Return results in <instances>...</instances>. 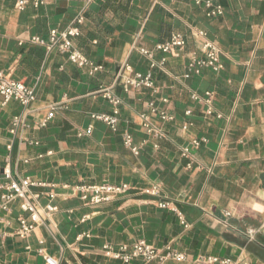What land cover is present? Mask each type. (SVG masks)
I'll use <instances>...</instances> for the list:
<instances>
[{
  "label": "crops",
  "instance_id": "0c3cea01",
  "mask_svg": "<svg viewBox=\"0 0 264 264\" xmlns=\"http://www.w3.org/2000/svg\"><path fill=\"white\" fill-rule=\"evenodd\" d=\"M15 4L0 0V73L34 88L37 98L25 109L0 96V198L9 164L15 180L45 184L32 193L57 210L21 238L19 220L29 219L22 201L0 208V264H47L46 256L59 264H125L104 247L131 251L138 241L186 255L184 262L164 264H196L201 257L264 264V0H213L224 11L217 17L196 0H57L23 12ZM80 15L75 46L102 67L93 75L66 54L32 42L63 31ZM197 31L218 45L224 68L185 78L192 57H202ZM174 34L184 36L185 48L154 52L158 66L151 69L140 49L154 51ZM124 65L151 71L158 92L117 85ZM102 89L121 102L118 132L91 117L114 110ZM152 102L174 120L152 115ZM53 106L54 118L40 128ZM143 114L155 132L142 126ZM16 116L27 127L12 135ZM187 121L193 126L183 130ZM125 132L139 155L124 145ZM194 139L207 142L195 147ZM185 147L191 161L182 156ZM103 183L131 190L101 205L82 200L78 187ZM153 187L157 195L145 192ZM163 202L170 208H160Z\"/></svg>",
  "mask_w": 264,
  "mask_h": 264
},
{
  "label": "built area",
  "instance_id": "2783aa9c",
  "mask_svg": "<svg viewBox=\"0 0 264 264\" xmlns=\"http://www.w3.org/2000/svg\"><path fill=\"white\" fill-rule=\"evenodd\" d=\"M53 1L57 0H16L15 7L18 11H25L27 7L33 6L34 8L44 7ZM197 4L205 2L206 7L209 9V17H217L223 14V7L213 4V0H196ZM84 22V17L82 15L74 19L72 24L68 26L63 31L52 30L47 39H42L40 37L32 38L34 44L44 46L48 51L57 50L61 54H66L68 60L80 67L90 69V74L93 75L100 70L101 66H95L91 63L86 57H84L76 48L75 41L81 35L80 26ZM198 37L201 41L202 57L193 56L188 65L187 73L185 78H190L192 75H200L203 70L209 69L215 73H219L223 70L224 65L221 60V50L218 45L211 41L207 37L205 31H197ZM187 42L183 35L174 34L171 39L163 44H156L154 51L140 49V53L145 57L149 58L151 61L153 59L154 52H161L163 54H168L174 49H184ZM165 60L163 59L160 65H164ZM158 65L152 61L151 69H154ZM117 85L122 86L125 91L130 90H140L148 89L153 93H157L158 89L153 80L152 72L147 74H142L135 72L130 65H124L119 70L116 82ZM100 93L104 94V97L109 100L113 105L114 110L112 114H101L94 113L91 115L92 119L95 121H101L107 127H109L113 132L119 131L120 119V105L121 102L118 97H116L109 89H102ZM207 99L206 103L211 104L212 93H206ZM0 96L4 99V102L7 103L11 100L17 101L25 109H28L36 101V92L34 88L28 87L27 85L13 81L9 77L0 73ZM149 108L152 115H158L163 122H171L174 120V117L167 114L164 111H160L155 103H150ZM56 106H53L50 113L47 117L39 124L40 128H44L47 124L54 118ZM208 115H212L213 112L211 108L207 110ZM190 112H186V116H189ZM218 117H221L218 115ZM142 126L146 129L148 133L155 132L154 127L150 123L149 116L146 114L141 115ZM193 126V123L187 121L183 124V130H188ZM26 128L25 118L23 116H16L11 122L10 132L12 135H16L17 131L20 128ZM91 132V129H88V133ZM124 145L132 151L134 155H139L140 148L134 143L133 136L125 132L123 134ZM202 142H207L206 139L198 140L194 139L192 145L199 147ZM9 149L12 146H8ZM182 156L191 161V149L185 147L182 150ZM4 178L8 181L5 188L7 192L3 194L0 198V208L7 210L11 202L20 199L21 210L29 213V219L21 218L20 228L18 230V235L21 238H26L29 236L38 226L43 225L45 221L50 219V215L57 210L52 204L42 206L37 201V196L32 193L33 187L45 186V184L33 182L29 179H22L17 181L13 178L12 170L10 165L7 164L4 170ZM82 192V200L89 205H101L113 201L115 198L127 194L131 187L128 184H111L103 183L100 185H83L78 187ZM150 195H157L158 188L153 187L145 191ZM51 199L55 198V195H50ZM159 207L162 209L170 208V204L163 202L159 204ZM264 229V226H263ZM104 252L107 256L121 260L123 263L128 264L134 259H140L144 263L150 264L153 262H158L164 264L169 261L174 262H184L186 260V255L180 252H177L171 247H166L165 249H157L156 247L147 244L145 241H138L129 251L128 246H121L119 250H114L111 245H106L104 247ZM47 264H59V262L51 256H46ZM196 264H235L230 259H220L217 257H201L196 261Z\"/></svg>",
  "mask_w": 264,
  "mask_h": 264
}]
</instances>
